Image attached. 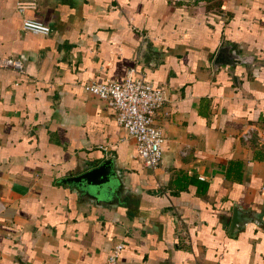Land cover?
<instances>
[{
	"label": "crops",
	"instance_id": "1",
	"mask_svg": "<svg viewBox=\"0 0 264 264\" xmlns=\"http://www.w3.org/2000/svg\"><path fill=\"white\" fill-rule=\"evenodd\" d=\"M15 2L0 0V56L23 62L0 69V264H106L118 244L124 264H264V0H35L23 17L45 35L20 30ZM130 67L165 90L153 169L82 87ZM105 158L113 185L61 182Z\"/></svg>",
	"mask_w": 264,
	"mask_h": 264
},
{
	"label": "built area",
	"instance_id": "2",
	"mask_svg": "<svg viewBox=\"0 0 264 264\" xmlns=\"http://www.w3.org/2000/svg\"><path fill=\"white\" fill-rule=\"evenodd\" d=\"M166 1L183 9H195L204 2V0ZM35 6V0H16L15 11L21 15L20 30L48 34L50 28L47 25L23 17L25 10L34 9ZM0 69H12L22 73L23 62L14 55L0 56ZM82 87L86 94L102 101L112 110L115 123L132 140L134 157L142 166L149 169L157 167L161 162L162 145L165 140L162 126L156 119L166 100L164 88L153 86L135 67L128 68L120 82L89 80ZM161 115L166 117L168 112L163 111ZM249 137L250 129H247L243 132L242 138ZM120 249V244L113 247L106 264H124L118 260Z\"/></svg>",
	"mask_w": 264,
	"mask_h": 264
},
{
	"label": "water",
	"instance_id": "3",
	"mask_svg": "<svg viewBox=\"0 0 264 264\" xmlns=\"http://www.w3.org/2000/svg\"><path fill=\"white\" fill-rule=\"evenodd\" d=\"M225 47H220L214 58H213V64L218 63L222 61L221 55L224 52ZM229 53L232 54V58L230 60H226V63L232 64V63H239L245 61L246 58L239 57L235 55L233 52H231L230 49H228ZM116 170L113 167V161L111 158H105L101 162H99L96 166L89 168L81 173H78L73 176H68L61 179V182L63 184H67L70 187H73L75 189H85V187H94L97 189L106 188V186L113 185V181L116 179ZM111 178H113L111 183ZM233 215L231 218L229 229H233L234 225L238 223L239 221V215L236 210H233Z\"/></svg>",
	"mask_w": 264,
	"mask_h": 264
}]
</instances>
